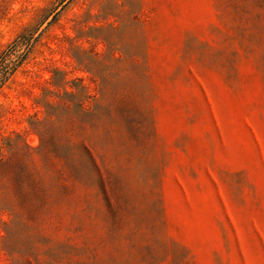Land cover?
Returning <instances> with one entry per match:
<instances>
[{"label":"rangeland","instance_id":"1","mask_svg":"<svg viewBox=\"0 0 264 264\" xmlns=\"http://www.w3.org/2000/svg\"><path fill=\"white\" fill-rule=\"evenodd\" d=\"M0 264H264V0H0Z\"/></svg>","mask_w":264,"mask_h":264},{"label":"trees","instance_id":"2","mask_svg":"<svg viewBox=\"0 0 264 264\" xmlns=\"http://www.w3.org/2000/svg\"><path fill=\"white\" fill-rule=\"evenodd\" d=\"M35 43L34 34L26 29L0 52V89L28 59Z\"/></svg>","mask_w":264,"mask_h":264}]
</instances>
